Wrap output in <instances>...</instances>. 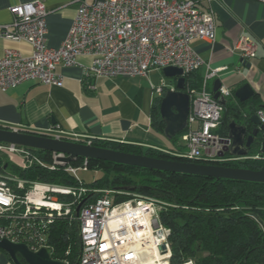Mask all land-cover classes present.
<instances>
[{
	"label": "built area",
	"instance_id": "built-area-1",
	"mask_svg": "<svg viewBox=\"0 0 264 264\" xmlns=\"http://www.w3.org/2000/svg\"><path fill=\"white\" fill-rule=\"evenodd\" d=\"M212 0H76V13L67 36L57 48L46 46L48 14L44 3L36 0L9 8L12 22L1 26L2 36L13 41H25L32 47L31 55L22 56L7 49L0 56V89L7 91L23 83L62 85L56 69L73 66L80 55H90L87 71L90 78L145 77L152 69L175 67L184 76L204 69L201 86L188 91L190 108L187 129L182 135L185 151L179 157L203 158L209 161L257 160L264 164V150L246 157H219L226 136L217 130L224 106L213 99L208 83L216 79L224 68L211 69L192 48V41H215V17L212 10L202 11L199 3ZM264 3V0H258ZM242 59L255 57L256 45L242 37L229 49ZM92 87V86H91ZM90 87V88H91ZM93 88V87H92ZM173 90V89H170ZM156 92L163 94V86ZM218 92L226 100L230 90L220 86ZM264 130V108L255 113ZM196 124V127L193 125ZM23 132L18 129H9ZM58 125L44 137L77 144L91 145L90 139L79 135H62ZM0 151L18 156L17 166L26 162H40L30 148L0 144ZM53 170L58 165L77 182L76 187L33 183L20 197L14 193L6 177L0 176V238L25 244L30 250L47 248L50 225L59 218L77 222L81 253L76 264H169L171 247L169 230L159 219L166 206L158 200L133 196L124 200V192L101 190L91 203L74 212L87 192L77 176L83 167L72 168L59 162L62 154L51 153ZM43 165V164H41ZM23 188V182L17 181ZM119 195L118 198H116ZM50 248V247H49ZM183 264H194L188 260Z\"/></svg>",
	"mask_w": 264,
	"mask_h": 264
},
{
	"label": "crops",
	"instance_id": "crops-1",
	"mask_svg": "<svg viewBox=\"0 0 264 264\" xmlns=\"http://www.w3.org/2000/svg\"><path fill=\"white\" fill-rule=\"evenodd\" d=\"M33 1L36 0H0V56L7 49L24 57L31 55L32 47L28 42L5 38L1 26L12 22L10 7ZM41 1L48 12L46 46L57 48L67 36L76 13V0ZM198 8L212 10L216 25L215 41L209 43L195 39L192 41L193 50L211 69L224 68L214 79L219 80L221 86L234 94L242 86L249 85L254 106H264V3L258 0H212L209 4L199 3ZM242 37L255 43V57L242 59L229 51ZM91 62L90 55H80L73 66L57 67L56 72L62 80L60 87L23 83L5 92L0 89V126L40 135L58 125L65 136L75 134L86 139L126 143L159 151L185 149L181 138L185 132L175 141L167 140L152 123L156 98L163 95H159L156 88L163 86V92L174 90L176 79L166 78L159 69L150 70L145 77L93 79L87 73ZM203 74V68L194 72L200 80ZM214 80L210 85L208 83L210 92ZM199 87L186 86L185 92ZM229 99L233 103L239 102L235 95ZM256 141L259 140L254 139ZM0 264H10L2 251Z\"/></svg>",
	"mask_w": 264,
	"mask_h": 264
},
{
	"label": "trees",
	"instance_id": "trees-1",
	"mask_svg": "<svg viewBox=\"0 0 264 264\" xmlns=\"http://www.w3.org/2000/svg\"><path fill=\"white\" fill-rule=\"evenodd\" d=\"M201 80L194 73L185 76V83L189 88L199 87ZM232 95L234 94L231 91ZM160 101L161 98H156V106L152 110V123L158 132L163 133L165 125L159 113ZM227 101L215 132L221 137L226 136L230 118H234L236 123L244 125L251 131L254 126L249 122V118L264 106H254L252 99L246 103L238 101L233 103L230 99ZM0 129L9 130L3 126H0ZM181 134L172 138V141L177 140ZM256 142L248 156L259 152V141ZM90 144L123 153L202 165L254 171L263 165L262 162L251 159L238 161L186 159L178 155L182 151L181 148L159 151L100 139H90ZM30 151L40 164L35 161L26 162V167L21 168L9 163L7 158L0 155V176L8 179V184L16 195L24 196L33 183L78 186L63 168L55 167L53 170L48 168L51 163L50 152L35 149ZM225 157L229 155L226 154ZM84 162L87 164V170L99 171L102 175L89 184L81 181L82 186L87 189L80 199L82 205L96 200L101 190L121 191L125 188L130 190L121 191L125 194L119 197L118 201L127 199L129 195H142L168 204L160 211L159 219L169 230L171 247L169 264H183L188 260H192L194 264H264V184L215 180L82 158L75 159L70 165L79 167ZM17 181L23 182V188L17 187ZM48 246L52 249L50 255L52 259L62 261L64 264H76L79 257L77 222H69L67 218L56 219L50 225ZM5 255L9 263L13 264L8 255ZM18 259L25 264L19 256Z\"/></svg>",
	"mask_w": 264,
	"mask_h": 264
},
{
	"label": "water",
	"instance_id": "water-1",
	"mask_svg": "<svg viewBox=\"0 0 264 264\" xmlns=\"http://www.w3.org/2000/svg\"><path fill=\"white\" fill-rule=\"evenodd\" d=\"M162 73L166 78L176 79L174 90H166L163 92L159 105L160 117L165 125L163 135L167 140H171L187 129L190 97L188 93L185 92V78L181 69L166 67L162 69ZM220 86L221 83L219 80H214L212 86L213 99L219 104L226 106L228 101L218 92ZM252 94L249 85L242 86L234 93L235 97L241 103L250 99ZM249 122L254 126L251 131L244 125L236 123L234 118H230L226 134L228 140L224 141V143L228 145L224 147L219 157H223L224 154L233 157L247 156L252 148L254 139L260 133L262 134V140L260 142L259 151L262 152L264 150V130L259 125L257 116L255 114L252 115L249 118ZM0 143L54 154H62L65 155V157H59L58 161L65 164H69L77 158H82L84 160H100L119 165L182 175L200 176L215 180L227 179L264 184V164L259 170L254 171L219 165H202L192 162L170 161L98 148L91 145L77 144L64 140L51 139L33 133L14 132L8 129H0ZM129 190V188H125L121 191ZM81 205L82 203L77 206L74 212L75 216L78 215ZM0 251L7 254L13 264H22L18 256L25 264H64L62 261L51 258L52 249L49 247L32 251L25 244L14 243L7 239L0 238ZM80 253L81 240L79 237V256Z\"/></svg>",
	"mask_w": 264,
	"mask_h": 264
},
{
	"label": "rangeland",
	"instance_id": "rangeland-1",
	"mask_svg": "<svg viewBox=\"0 0 264 264\" xmlns=\"http://www.w3.org/2000/svg\"><path fill=\"white\" fill-rule=\"evenodd\" d=\"M211 84V82H209V85ZM185 151V149L183 151H181L180 154H183ZM178 154V155H180ZM0 155H3L5 158H7V160L9 161V163L11 164H14V165H17V161H21V158L18 157V156H10V155H7L5 154L4 152H1L0 151ZM74 161V160H73ZM50 164H53V158H52V155H51V163ZM49 164V165H50ZM72 168H76L75 166L73 165H70ZM84 166V163L82 165H79V167H83ZM57 167H60V168H63L62 165H58ZM86 169H87V164H86ZM101 172L99 171H94V170H86V171H82L81 169L77 171V176L78 178L84 182L85 184H89L91 182H93L94 180L96 179H99L101 177ZM104 190H107V189H104ZM128 195V194H126ZM117 196L116 198L119 197V195H115ZM133 196H142V195H129V197L127 198H132ZM142 197H146V196H142ZM147 198H151V199H154V200H158L156 198H153V197H147ZM160 201L161 203H164L163 201L161 200H158ZM166 204V203H165ZM168 205V204H166ZM194 263V262H193Z\"/></svg>",
	"mask_w": 264,
	"mask_h": 264
},
{
	"label": "flooded vegetation",
	"instance_id": "flooded-vegetation-1",
	"mask_svg": "<svg viewBox=\"0 0 264 264\" xmlns=\"http://www.w3.org/2000/svg\"><path fill=\"white\" fill-rule=\"evenodd\" d=\"M255 139L259 140V142H261L262 140V134L260 133Z\"/></svg>",
	"mask_w": 264,
	"mask_h": 264
},
{
	"label": "bare ground",
	"instance_id": "bare-ground-1",
	"mask_svg": "<svg viewBox=\"0 0 264 264\" xmlns=\"http://www.w3.org/2000/svg\"><path fill=\"white\" fill-rule=\"evenodd\" d=\"M188 93V92H187ZM189 95V94H188ZM149 264H152V263H149ZM154 264V263H153ZM159 264H163V263H159Z\"/></svg>",
	"mask_w": 264,
	"mask_h": 264
}]
</instances>
